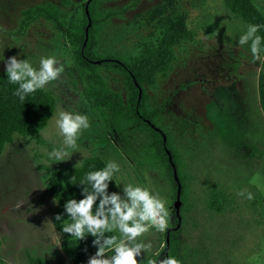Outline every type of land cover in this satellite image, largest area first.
Masks as SVG:
<instances>
[{"label":"rangeland","instance_id":"1","mask_svg":"<svg viewBox=\"0 0 264 264\" xmlns=\"http://www.w3.org/2000/svg\"><path fill=\"white\" fill-rule=\"evenodd\" d=\"M253 1L264 13V0ZM42 2L60 5L77 20L89 0H0V54L28 59L34 67L41 57L54 55L64 65L58 80L45 86L56 97L57 109L40 139L15 136L0 155L1 264H72L54 221L59 204L45 188L51 172L67 176L69 169L92 157L121 165L116 175L120 189L129 183L147 187L171 209L166 230L150 229L142 238L149 248L137 257L160 260L177 210L171 186L162 172L126 155L102 126L86 97L87 82L70 41L53 23L41 20L20 32L22 10ZM158 6L161 15L156 13L160 8L154 10L149 23L146 16ZM97 8V51L102 57L137 54L170 30L192 35L178 46L174 71L161 84L162 95L173 96L162 124L190 178L189 213L182 227L188 263L264 264V114L258 90L263 60L253 62L248 45L236 43L247 26L230 14L223 0H97ZM4 71L0 62V73ZM60 111L87 115L90 128L65 161L50 162L47 152L62 141L56 128ZM241 191L254 198L237 195ZM214 195L225 201L222 212L210 207ZM53 237H59L58 247Z\"/></svg>","mask_w":264,"mask_h":264},{"label":"trees","instance_id":"2","mask_svg":"<svg viewBox=\"0 0 264 264\" xmlns=\"http://www.w3.org/2000/svg\"><path fill=\"white\" fill-rule=\"evenodd\" d=\"M223 2L230 14L246 26L249 24L264 26V13L253 0H223ZM97 9V0H91L88 13L85 7L82 17L73 20L58 4L50 2L34 4L22 10L20 32L23 33L41 20L51 21L63 37L70 41L77 68L87 82L86 97L112 139L139 165L162 172L171 186L175 203L180 184V214L178 216L177 211L175 212L173 228L166 237L163 258L175 256L181 264H189L188 252L186 253V246L183 243L182 227L185 216L189 213L190 178L186 173L180 150L174 145L171 134L162 124L163 115L170 107L173 96H163L161 84L174 71L178 46L190 40L192 35L170 30L152 47L141 49L142 51L137 54L129 56L116 53L113 56L102 57L97 51L96 29L100 27L99 22H101ZM156 9H158L156 13L161 15L160 6L153 8V11L146 16L150 18L149 23L153 22V12L155 13ZM89 20H91L90 27ZM258 34L264 37V27ZM16 87L8 83L5 71L0 73V155L5 146L13 142L15 136L39 140L57 109L56 97L45 88L30 94L21 102L14 95ZM258 90L259 104L264 114V60ZM169 154L176 169L178 182ZM104 164V160L92 157L86 159L81 166L69 169L67 176L58 171L50 173V181L46 185L45 192L49 198L59 204L57 214L63 213L66 199L82 198L76 185L84 174L102 168ZM38 169L50 172L42 166ZM118 190L120 186L115 177L109 184V191ZM212 199L210 207L216 212H222L224 199L219 198V195H214ZM55 224L60 232L61 222L55 221ZM62 236V250L72 264H87L88 257L96 251L92 245L93 238L89 236L77 241L67 234ZM150 260L159 261L158 258L151 257L141 260L140 264H149ZM42 263V260L32 262V264Z\"/></svg>","mask_w":264,"mask_h":264},{"label":"clouds","instance_id":"3","mask_svg":"<svg viewBox=\"0 0 264 264\" xmlns=\"http://www.w3.org/2000/svg\"><path fill=\"white\" fill-rule=\"evenodd\" d=\"M262 27L249 24L236 42L241 47L248 45L253 62L264 60V37L258 34ZM0 62L4 64L8 83L17 86L14 95L21 102L58 80L64 71V65L54 55L41 57L38 67L17 56L6 59L4 54H0ZM56 128L62 141L47 152L46 158L50 162L65 161L78 148L77 141L81 133L90 128V122L87 115L79 112L60 111ZM119 173L121 165L114 159L107 160L102 168L86 172L76 185L82 198L66 199L63 213L54 216V221L61 222L62 234L77 241L89 236L93 238L92 245L96 251L88 257L87 264H140L141 260L138 262L137 257L149 248L142 239L145 234L150 229L163 232L168 227L171 209L149 188L129 183L118 191H109L110 182ZM237 195L248 200L254 198L251 192L246 191ZM53 241L58 247L59 237H53ZM149 264L181 262L175 256H165L159 261L150 260Z\"/></svg>","mask_w":264,"mask_h":264},{"label":"water","instance_id":"4","mask_svg":"<svg viewBox=\"0 0 264 264\" xmlns=\"http://www.w3.org/2000/svg\"><path fill=\"white\" fill-rule=\"evenodd\" d=\"M91 0H89V2H90ZM88 5H89V3L87 4V6H86V11H87V13H88ZM91 26V20H89V27ZM164 140L166 141V139L164 138ZM169 158H170V162H171V164L173 165V163H172V158H171V156H170V154H169ZM173 168H174V170H175V178H176V181L178 182V179H177V174H176V169H175V166L173 165ZM180 195H181V186H180V184H179V189H178V197H177V202H176V206H177V215L179 216V209H180V205H181V203H180ZM180 222H181V220H180ZM180 227V225L178 226V228Z\"/></svg>","mask_w":264,"mask_h":264},{"label":"flooded vegetation","instance_id":"5","mask_svg":"<svg viewBox=\"0 0 264 264\" xmlns=\"http://www.w3.org/2000/svg\"><path fill=\"white\" fill-rule=\"evenodd\" d=\"M180 228V227H179Z\"/></svg>","mask_w":264,"mask_h":264}]
</instances>
